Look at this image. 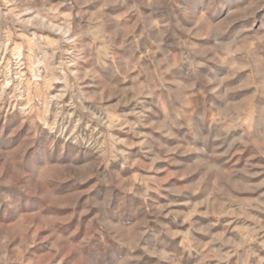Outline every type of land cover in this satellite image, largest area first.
Here are the masks:
<instances>
[{"label": "rangeland", "instance_id": "1", "mask_svg": "<svg viewBox=\"0 0 264 264\" xmlns=\"http://www.w3.org/2000/svg\"><path fill=\"white\" fill-rule=\"evenodd\" d=\"M246 7L247 0H228L213 14L210 0H0V171L10 173L52 127L69 143L78 136L105 152L116 137V151L126 156L107 167L118 170L137 209L97 223L91 215H74L70 199L45 207L33 201L18 215L0 216V264L5 252L19 258L8 264H23L45 236L60 237L54 242H63V251L60 257L45 251L36 264H82L74 250L79 240H95L100 224L127 241L109 239L110 246L127 255L135 245L133 254L142 259L132 264L264 262V143L217 155L214 162L226 173L219 180L206 169L188 170L197 157L187 151L192 140L207 135L209 126L213 135L222 127L214 123L218 109L202 81L234 88L230 103L242 111L241 127L232 131H256V99L249 102L255 89L243 85L253 55L264 58V10L253 18L244 15ZM216 32L230 38L218 39ZM219 118L230 123L227 112ZM189 120L191 133L174 127L171 136L147 126ZM231 137L210 141L208 152L224 153ZM246 164L247 175H227ZM94 179L83 180L80 190ZM69 226L70 232L61 231Z\"/></svg>", "mask_w": 264, "mask_h": 264}, {"label": "clouds", "instance_id": "2", "mask_svg": "<svg viewBox=\"0 0 264 264\" xmlns=\"http://www.w3.org/2000/svg\"><path fill=\"white\" fill-rule=\"evenodd\" d=\"M227 2L228 0H210L213 14L216 6ZM261 10H264V0H247L244 15L254 18L256 13ZM233 15L232 13L229 14L230 17ZM261 28H264V24H261ZM216 36L218 39L224 40L230 38V34L223 35L220 32H216ZM248 67V78L243 86H251L255 89L249 97V102L256 99L257 103L254 118L255 133H251L249 130L243 132L232 131L241 127L238 113L242 111L238 105L230 103L234 97L230 96L229 93L235 91L234 88H225L223 80L216 82L214 86H212L214 82L211 79L202 81L206 93L210 91L213 94L210 99L211 105L218 109L214 123L222 125V127L217 128L213 135V130L209 126L207 135L200 134L192 140L187 151L197 154V157L189 165V171H195L197 168L206 169L205 175L215 172L219 180L226 173L219 164L214 162L217 155H228V152L235 145L246 146L257 142L264 143V58H260V54L255 53ZM147 94L150 95L151 93ZM133 99H136V97H133ZM225 104L228 106L227 109L219 110L220 106ZM232 109H236V111L232 112ZM145 111H149V109H145ZM225 112H227V119L230 120V123H225L223 119L219 118L225 115ZM204 119L205 117H200L201 122ZM249 120L251 128V113L249 114ZM147 126L152 127L154 131H160L162 135L168 136L174 134L170 130L174 127H187L189 133L192 131L191 120L184 125L168 121L166 126L154 124ZM201 126L203 125L201 124ZM229 132H232V137L228 149L224 153H217L214 149L209 153L210 141L223 140ZM254 135L257 139H253ZM105 136L107 138V133H105ZM58 137L64 139L63 146L60 145ZM109 139L111 148L105 152L101 151L92 141H86L78 136L71 137L69 143V138L64 137L62 132L50 128L43 142L33 147L31 153L23 158H18V163L11 168L10 173L9 171H0V216L18 215L33 201H36L41 207H45L48 204L56 205L66 198L71 200L74 215H91V218L96 220L97 223L106 220H118L124 215L136 211L137 209L134 208L126 196V184L119 179L118 170L107 167L109 162H119L120 157L126 156L125 152H117L115 149V145L121 143V141L116 137H110ZM97 152H99V155H96ZM85 161H90V163H84ZM101 165H104V168H101ZM247 167L246 164L245 168L233 169L227 175H232L236 171L247 175ZM66 177L74 178L73 183L62 186L59 181ZM89 177L95 178L91 187L80 190V183ZM172 191L175 195H181L185 189H172ZM187 191H194V188L189 187ZM61 231L70 232V226ZM76 239L79 240V237H76ZM109 239L115 240L117 244L121 245L127 243L123 235H111L110 232L106 231L104 225L100 224V227L96 230V239L93 241L79 240L80 247L74 250L73 255L82 256V264H132V262L142 259L141 255L133 254L135 245H130L129 251L125 255L119 247L110 246L106 243ZM44 240L45 242L38 249L28 252L27 256L22 258L23 264H36L45 251L52 252L57 257L61 256L63 242L60 243L59 247L54 242L59 241L60 237L53 236L49 238L45 236ZM166 255L163 254L162 258ZM9 259L19 258L14 255L8 257L7 252H5L4 264H8ZM53 264H62V261L57 259ZM173 264H179V262L174 261Z\"/></svg>", "mask_w": 264, "mask_h": 264}, {"label": "bare ground", "instance_id": "3", "mask_svg": "<svg viewBox=\"0 0 264 264\" xmlns=\"http://www.w3.org/2000/svg\"><path fill=\"white\" fill-rule=\"evenodd\" d=\"M4 41V40H3ZM40 44V43H39ZM35 46V45H34ZM10 47V46H9ZM103 53V52H102ZM14 55V57L16 58V59H20V57H21V52L20 51H17L16 53H14L13 54ZM57 56V55H56ZM42 60V59H41ZM38 61V60H37ZM34 62H35V60H34ZM36 63H38V62H35V64ZM39 64V63H38ZM37 64V65H38ZM51 65V64H50ZM36 66V65H35ZM39 66V65H38ZM47 66V65H46ZM37 71H39V69H38V67H36L35 68ZM14 70V69H13ZM64 71V70H63ZM10 72V71H9ZM21 72V71H20ZM40 72V71H39ZM45 72V71H44ZM6 73V72H5ZM15 73V72H14ZM17 76V75H16ZM15 78H17V77H15ZM36 79V78H35ZM41 79V78H40ZM16 82V81H15ZM32 82V81H31ZM6 83V82H5ZM38 85V84H37ZM21 86V85H20ZM23 86V85H22ZM45 86V85H44ZM11 87V86H10ZM22 91V90H21ZM61 92V91H60ZM62 96V95H61ZM10 97V96H9ZM12 98V97H11ZM54 98V97H53ZM45 99V98H44ZM16 100V99H15ZM41 101V100H40ZM39 101V102H40ZM29 102H31V101H29ZM55 102V101H54ZM48 103V102H47ZM8 106V105H7ZM60 106V105H59ZM22 107V106H21ZM47 108V107H46ZM58 108V107H57ZM55 109V108H54ZM47 110V109H46ZM43 111V110H42ZM57 113V112H56ZM52 116V115H51ZM58 116V115H57ZM100 116V115H99ZM55 118V117H54ZM58 118V117H57ZM49 119H52V118H49ZM56 120V119H55ZM39 121V120H38ZM41 121V120H40ZM42 122V121H41ZM55 123V122H54ZM53 126V125H52ZM53 128V127H52Z\"/></svg>", "mask_w": 264, "mask_h": 264}]
</instances>
